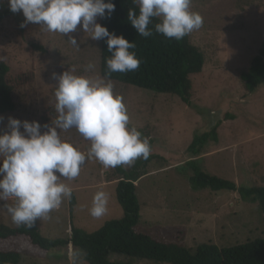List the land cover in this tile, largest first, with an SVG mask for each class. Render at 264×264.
<instances>
[{
	"label": "rangeland",
	"instance_id": "1",
	"mask_svg": "<svg viewBox=\"0 0 264 264\" xmlns=\"http://www.w3.org/2000/svg\"><path fill=\"white\" fill-rule=\"evenodd\" d=\"M0 7L9 9L7 0ZM192 11L203 17V26L188 34L189 42L203 55L199 75L190 77L191 107L177 96L155 94L112 82L115 94L123 97L129 115V127H135L150 140L153 160L147 175L136 183L140 205L138 232L161 242H176L194 252L200 244L219 248L234 247L264 239L263 216L257 204L241 201L233 192L192 190L188 178L192 172L187 162L195 160L201 170L235 183L237 187L264 186V84L248 94L240 81L264 41V0H192ZM0 23V62L9 67L8 81L14 87L15 109L0 115V134L9 131L8 118L51 124L57 118L55 90L61 74L90 79L100 75V40L93 41L78 25L71 35L77 38L74 48L67 36L45 32L40 25L24 22L22 11ZM100 24V18H97ZM41 47L43 52L32 47ZM94 70L85 71L88 63ZM30 79V80H28ZM218 142L209 143L200 156L186 153L195 135L209 132L215 124ZM21 131L23 129L21 128ZM46 129H41V132ZM62 140L87 153L90 141L75 128L60 131ZM128 169L129 166H122ZM2 178V177H0ZM119 175L114 168H104L97 160H86L80 175L64 181L72 188L75 206L69 213L68 199L49 218L37 220L38 231L48 239H68L73 227L91 233L106 221L122 216L115 199ZM104 191L109 196L108 211L100 217L90 215L94 195ZM0 201V224L16 228ZM3 250L20 254L19 264H70L69 246L42 252L27 238L1 242ZM83 256V255H82ZM81 256V264H86ZM109 261L122 264H153L110 255Z\"/></svg>",
	"mask_w": 264,
	"mask_h": 264
},
{
	"label": "clouds",
	"instance_id": "2",
	"mask_svg": "<svg viewBox=\"0 0 264 264\" xmlns=\"http://www.w3.org/2000/svg\"><path fill=\"white\" fill-rule=\"evenodd\" d=\"M138 7L129 8L127 19L138 35L148 38L156 33L177 41L199 30L203 17L190 6L192 0H132ZM13 13L21 12L28 23L38 24L45 32L67 36V41L80 48L72 33L78 25L93 41L106 39L110 58L106 60L108 72L104 77L90 79L68 69L53 73L57 80L53 123L41 125L37 121L8 118L9 131L0 134V201L12 222L32 229L36 221L49 218L65 199L72 198V188L64 181L80 175L86 160L95 159L104 168L132 166L138 159L147 160L151 154L150 140L135 127H129V115L123 97L113 91L108 78L111 73L135 71L140 60L134 51L135 42L110 33L97 23V18H111L115 11L112 0H7ZM88 63L85 71L94 70ZM0 117V122L3 121ZM21 128L23 131H21ZM46 131L41 132V129ZM75 128L90 141L87 153L62 140L60 131ZM109 196L98 191L92 201L90 215L104 216L108 211ZM82 250L69 245L70 264H81Z\"/></svg>",
	"mask_w": 264,
	"mask_h": 264
},
{
	"label": "trees",
	"instance_id": "3",
	"mask_svg": "<svg viewBox=\"0 0 264 264\" xmlns=\"http://www.w3.org/2000/svg\"><path fill=\"white\" fill-rule=\"evenodd\" d=\"M108 2V0H105ZM115 11L111 18H100V25L110 33L123 36L130 43L135 42L136 53L140 66L135 71L111 73V82L132 86L139 90H147L155 94L177 96L180 101L191 107L190 77L201 73L204 64L202 53L189 42L188 35L177 41L156 33L154 20L153 34L144 38L136 32L127 19L129 8L138 13V7L132 0H112ZM12 15L8 9L0 7V23ZM106 39L100 40V75L108 72L106 60L110 58ZM33 48L43 52L41 47ZM9 67L0 62V115L11 113L15 109L14 87L8 81ZM30 80V79H28ZM240 81L248 94H253L264 84V41L257 55L252 58L249 68L240 75ZM219 123L206 133L195 135L186 153L190 158L200 156L209 143H217ZM161 159L151 155L147 160L138 159L128 169L116 167L120 176L115 184V199L122 211L116 220L106 221L94 232L86 233L73 227L70 221V237L68 239H48L40 235L38 222L28 229L23 226L10 228L0 224V243L16 240L21 237L42 252H49L64 246L72 245L82 250L86 264H122L109 261L110 255H118L132 261H144L153 264H264V239H256L234 247L219 248L206 243L196 247L194 252L176 242H161L150 235L138 232L136 227L140 220V205L136 195V183L147 175V166L153 160ZM192 172L188 182L192 190H209L211 192H233L241 201L257 204L263 216L264 230V186L237 187L235 183L210 175L201 170L195 160L187 162ZM75 206L74 194L68 199L69 213ZM20 254L15 250H3L0 247V264H19Z\"/></svg>",
	"mask_w": 264,
	"mask_h": 264
}]
</instances>
